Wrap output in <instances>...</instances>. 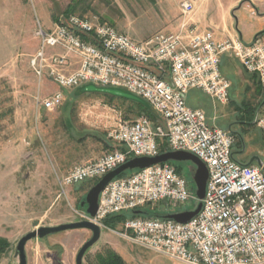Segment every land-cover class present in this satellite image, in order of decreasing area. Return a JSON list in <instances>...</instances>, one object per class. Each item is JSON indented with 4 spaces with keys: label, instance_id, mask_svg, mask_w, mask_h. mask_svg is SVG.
<instances>
[{
    "label": "built area",
    "instance_id": "obj_1",
    "mask_svg": "<svg viewBox=\"0 0 264 264\" xmlns=\"http://www.w3.org/2000/svg\"><path fill=\"white\" fill-rule=\"evenodd\" d=\"M193 1L180 0L183 19L177 32H157L144 40H134L96 15H62L48 30L38 24V46L28 58L40 83L46 78L60 89L90 85L121 90L147 103L158 117L155 125L142 115L118 120L106 134L114 148L74 165L58 184L63 188L99 179L131 158L159 154L158 142L164 141L168 151L191 153L206 166L200 211L186 223L163 216L130 217L113 232L179 264H264V172L235 161L233 135L208 125L203 111L186 103L191 90L220 104L229 102L231 83L220 63L225 55L264 87V41H216L211 31L190 23ZM61 93L37 97L36 104L56 110L64 99ZM254 123L264 138V113ZM193 187L171 164H153L113 178L99 194L96 215H78L105 228L106 217L157 202L170 213H183L191 210Z\"/></svg>",
    "mask_w": 264,
    "mask_h": 264
},
{
    "label": "rangeland",
    "instance_id": "obj_2",
    "mask_svg": "<svg viewBox=\"0 0 264 264\" xmlns=\"http://www.w3.org/2000/svg\"><path fill=\"white\" fill-rule=\"evenodd\" d=\"M71 2L0 0V238L8 244L7 250L0 254V264H17L13 258L14 246L27 232L40 226L82 220L78 214L92 218L86 213L84 202L87 191L94 185L93 180L63 188L58 184L68 169L66 160L81 149L77 147L79 143L76 139L86 135L82 142L90 141V135H95L101 139L102 149L106 153L114 148L106 134L116 122L120 119L133 120L142 115L128 102L111 96H118L119 93L90 85L61 88L64 99L56 110L43 111L36 104L37 97L47 96L56 87L54 82L46 78L40 86L39 80L30 70L28 57L38 46L35 29L38 24L46 30L51 29ZM179 2L78 0L71 7H74L75 15H96L134 40H144L157 32L172 33L179 30L183 19ZM258 2L256 7L250 5L248 0L233 3L235 7L241 6L233 12L234 16L238 20L247 5L249 10L245 16L250 19L249 11L252 10L256 15V10H260L261 3ZM195 11L196 7L193 13ZM257 37L264 41V34L254 39ZM228 56L221 62V71L231 82L230 95L234 96L226 110L234 111L235 114L224 116L218 106L215 113L211 106L205 107L203 113L208 125H215L232 134L242 132L241 126L235 124L238 106L250 104L256 108L252 120L254 123L256 117L264 113V105L259 108L263 96L257 95L254 84L245 82L247 79L239 62ZM128 97L138 99L130 94ZM7 109H11L10 112L1 117V113ZM243 136L244 158L249 160L251 156H259L264 164V138L260 130L254 127ZM234 155L238 157V154ZM170 162L172 166L180 167L182 176L192 182L196 167L191 162ZM130 173L127 171L125 175ZM196 199L195 196L191 209L197 206L199 201ZM166 207L165 203L157 202L150 204L147 210L156 215H166L172 212ZM133 214L140 215L141 211ZM121 224L113 229L101 228L100 240L85 254L84 264L106 247L123 257L126 264H179L160 253L121 240L113 232L119 230ZM90 236L88 230L75 229L29 240L25 244L27 264H75L79 248Z\"/></svg>",
    "mask_w": 264,
    "mask_h": 264
},
{
    "label": "crops",
    "instance_id": "obj_3",
    "mask_svg": "<svg viewBox=\"0 0 264 264\" xmlns=\"http://www.w3.org/2000/svg\"><path fill=\"white\" fill-rule=\"evenodd\" d=\"M238 1L240 0H194L196 11L191 17L192 24L196 26L199 31H212L213 38L216 41H223L225 39L238 37L243 42L250 43L258 33H262L264 31V0H259L261 5H259L260 10H256L258 12H256V15L251 10L249 11L251 18L247 19L245 12L249 10V8L245 5V12H243L240 17L238 16L237 20L234 16L235 13L233 12L241 6L235 7L233 3ZM248 1L251 2L249 3L250 5L253 4L255 7L258 5L256 3L257 0ZM227 57L229 56H223L222 60ZM243 74L247 79L245 82H248L249 84L251 82V84H254L253 86H255L257 95L259 97L263 96L262 101L259 103V108H262L264 105V87L258 83L257 77L254 74H249L245 71ZM41 83L40 86H42ZM55 87L56 89L54 91L61 90L58 86L55 85ZM188 98H190V100H188ZM228 99L229 102L227 104H215L217 102L213 101L208 95L199 90H191L186 95V103L190 109H200L203 111L205 107L211 106L214 109V113L219 108L224 113V116H232L235 112L231 110L227 111L226 106L233 102L234 96H231L229 93ZM216 106H218V108ZM85 136L86 135H82L76 139L79 143L77 147H80L81 149L79 152L71 154L69 159L66 160L67 164L65 166H68L67 171L74 165L96 160L104 153L100 142L101 139L99 137L90 135V138H92L90 141L82 142L85 140Z\"/></svg>",
    "mask_w": 264,
    "mask_h": 264
},
{
    "label": "water",
    "instance_id": "obj_4",
    "mask_svg": "<svg viewBox=\"0 0 264 264\" xmlns=\"http://www.w3.org/2000/svg\"><path fill=\"white\" fill-rule=\"evenodd\" d=\"M113 93H119L120 95L126 96L122 91H115L112 89ZM129 95V94H128ZM127 95V96H128ZM244 147V146H243ZM242 147V148H243ZM244 149V148H243ZM168 161L173 162H191L195 167V172L193 174L192 182L195 188V195L196 200H198V204L195 207V209L187 210L177 213H169L166 215H163L164 218L173 219L176 222L179 223H186L191 218H193L198 211H200L202 203L201 199L204 197L205 193V185L207 180V169L203 162H201L197 157L192 155L191 153L185 152V151H166L163 153H159L153 157H136L131 158L127 160L124 164L119 165L114 170L108 172L90 188L89 191H87L86 199L84 204H86V213L89 214V216L94 217L96 215V210L98 206V197L100 192L105 188V186L113 180V178H116L120 176L122 173L127 171H134L137 169H143L151 166L153 164L158 163H165ZM243 165H251L253 163H256L257 166H259L264 172V164L262 160H260L259 156H251L247 162H239ZM83 205V204H81ZM135 213H139L140 211H134ZM75 229H85L90 231L91 236L88 240H86L81 247L79 248L76 257H75V264H84L83 258L87 251L92 248L101 237V227L90 221V220H79V221H71L55 226H40L36 228L35 230H31L27 232L26 234L22 235V237L16 242V245L14 246V254L13 258L16 260L17 264H27V258L25 253V244L32 239H43L50 235L57 234L59 232H64L68 230H75Z\"/></svg>",
    "mask_w": 264,
    "mask_h": 264
},
{
    "label": "trees",
    "instance_id": "obj_5",
    "mask_svg": "<svg viewBox=\"0 0 264 264\" xmlns=\"http://www.w3.org/2000/svg\"><path fill=\"white\" fill-rule=\"evenodd\" d=\"M75 2H78V0H72V2L67 6V9L63 12V16L75 14L73 10L74 7H71L73 6V4L75 5ZM79 15L82 16V14H79ZM262 34H264V31L262 33H258L256 36L258 35L262 36ZM221 67H222V63H221ZM113 90L116 91V89H113ZM117 91H121V90H117ZM106 94H109V93H106ZM111 96L122 99L125 102H128L131 106L136 107L139 114L141 113L142 115H146L153 125H155L158 122L157 115L153 113V110L144 101L142 100L140 101V99L135 100L128 96H123V95L117 96L113 94ZM10 110L11 109H7V111H3L1 113V117L6 115L8 112H10ZM237 110H239L238 111L239 114H237V117L235 118L236 120L235 124L241 126L242 132L232 133V135L234 136V144H233L234 149L232 150V154H233V158L235 159V161L245 163L247 162V159L244 158V149L242 148L244 146L243 144L244 136L243 135L246 134L250 129L256 127V124L252 122L256 108L251 106L250 104H244V105H241L240 107L238 106ZM158 143H159V151H158L159 153H163L166 151L168 152L169 149L167 148L166 143L164 141H159ZM106 146H107V143H106ZM110 148H111V145H110ZM234 154H238V157H236ZM167 163L172 165V162L170 161H168ZM173 166L176 172L181 175L182 173H181L180 167L176 165H173ZM125 173L127 172L122 173L120 176L125 175ZM98 180L99 179H94L93 180L94 184ZM148 206L149 205H145L137 210H134V211L140 210L141 211L140 215H134L133 214L134 211H129L126 213H121V215L118 214L114 216H108L102 221V223L106 228L113 229L116 226H118L119 223H122L126 218L135 217V216H142V217H162L163 216V215H156V213H153L152 211H148L147 210ZM7 247H8V244L6 243V241L0 238V254L4 253L7 250ZM86 262L87 264H126V262L123 260V257H121L117 252H115L114 250L108 247L94 254L93 258H88Z\"/></svg>",
    "mask_w": 264,
    "mask_h": 264
}]
</instances>
